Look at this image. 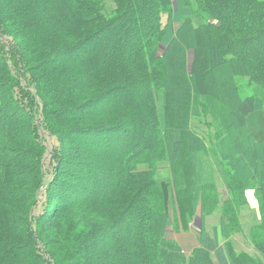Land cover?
I'll return each instance as SVG.
<instances>
[{
    "label": "trees",
    "instance_id": "16d2710c",
    "mask_svg": "<svg viewBox=\"0 0 264 264\" xmlns=\"http://www.w3.org/2000/svg\"><path fill=\"white\" fill-rule=\"evenodd\" d=\"M230 139L262 218L237 252L224 211L215 263V240L187 255L166 230L216 208ZM0 264H264V0H0Z\"/></svg>",
    "mask_w": 264,
    "mask_h": 264
},
{
    "label": "crops",
    "instance_id": "0c3cea01",
    "mask_svg": "<svg viewBox=\"0 0 264 264\" xmlns=\"http://www.w3.org/2000/svg\"><path fill=\"white\" fill-rule=\"evenodd\" d=\"M223 186L226 190V193L229 195L228 189L230 188V185ZM261 187V185H247V190L244 195L249 206L245 208L242 214L248 210L252 215L251 220L254 224L258 223L262 218L260 210L261 204L258 198V192L256 191ZM170 213V215H172V222L177 225V228H174V226L170 225V228L168 227L166 232V237L176 240L181 245L183 251L186 254L189 255L194 249L203 247V245L206 246V241L209 244L215 240L217 244L215 245L216 247L214 249H211L212 259L215 263H218L219 260L217 257V251L221 250L223 256L227 261H229V255L225 247V243L229 242L227 236L230 234H228L226 231L227 222L218 209L214 210L212 208H207V210L205 209L202 211L201 206H198L193 219L189 221L188 225H186V228L183 227L184 224L181 221L178 210H174L172 207L170 209ZM240 220L244 222L242 217H240ZM247 220L249 221V219ZM240 230L241 231L237 230L236 232L231 233L229 236L231 237V243L233 244L232 246L235 247L237 252L245 250L253 253V247L245 240L247 230L242 229L241 226Z\"/></svg>",
    "mask_w": 264,
    "mask_h": 264
},
{
    "label": "rangeland",
    "instance_id": "374dc122",
    "mask_svg": "<svg viewBox=\"0 0 264 264\" xmlns=\"http://www.w3.org/2000/svg\"><path fill=\"white\" fill-rule=\"evenodd\" d=\"M164 21H166V18H164ZM176 26H178V24H176ZM193 54H194L193 51H189V53H188V57H189L188 58L189 59L188 64L190 63L191 57L193 56ZM228 74H229V72H228V70H227L226 67H222L221 69H218V77H219V79H220L221 82L228 83V77H227ZM192 125L196 129V131L199 132V133H201V134L204 133L201 127L204 126V127L207 128L208 133L211 136V140L208 141L207 143H208V145L210 146L211 149H212V142L215 145H217L220 141H222L223 136L224 137L226 136L225 133H221L220 136L215 137V134H216V132L219 129L218 122L215 121V119L213 118V116L211 114L207 115L205 112H203V110L201 111V114H198L196 112V117H193V119H192ZM237 125L240 126V128H242L243 126H245V123L237 120ZM212 126L215 127L213 135H212ZM42 137L44 138L45 143L47 144L48 149H49V153L47 154V160H46V169L48 170V176H47V178L49 179L51 177V173L50 172L53 170V164H52L51 154H53L52 153V150H54L57 141H56L55 137L52 134L49 135L46 131H42ZM231 140L232 139H230L227 142V145H226V143L223 144V148H224V156H223V158H224V161L222 162V165H223L225 171H228L229 174H230V177H231L230 178V181H231L230 182V188H231V185H232V187L235 190H239V189L242 188V192L245 195V192L247 190V185H242V184H239L238 185L237 184L238 180H236L237 178H235L233 176V173L234 172L232 171V165L231 164H228V162H230L229 156H230L231 152H233V153L231 154L230 157L233 158L234 156L235 157L237 156V154H236V148H235L234 145H232ZM68 157H73V155L68 156ZM88 160H90V159H88ZM92 160H94V159H92ZM160 168H161V174L162 173L165 174L167 172V170H168L167 164H161ZM249 183H252V182H249ZM62 185H64V184H62ZM223 185H226L225 182H224V180L222 178L220 179V176L218 174H216V179H215V185L214 186H215V190H217V193H218V196H217L218 197V200H217V204H216L217 206H216V208L214 210H217L218 209L220 211L221 215L223 216V218L226 220V222H228L229 220H228L227 216L224 215L223 212L226 211V210H228V209H230V211H232V212H235L236 215H233V216H231V213L232 212L230 213L229 216L231 217V220L234 221V223H237L238 222V225L236 226L237 229L240 228V226H241L242 229L247 230L246 236L248 237L250 231L254 228L253 226L255 224L252 222V220H251L252 219V215L249 213L248 210H246L245 213H243V214H242V212L245 210V208H247V206H249V204L247 202V204L241 206V210L240 211L236 210L234 204H237L238 201H235V200L230 201L229 200L231 198L230 197V188L228 189V193H229V195H228L226 193V190L224 189V186ZM250 185H259V183H256L255 182V183H252ZM258 198H259V201H261L259 194H258ZM42 199H43V196H42ZM228 200H229V203H228ZM54 201H56V198L54 199ZM206 201H207V203H205V204H207V207H210L213 204V201L212 200H210V201L209 200H205V202ZM242 201L240 200V202H242ZM49 203H50V201H49ZM174 206L176 208H178L176 206V204ZM198 206H201L200 202H198ZM198 206H197V208H198ZM174 210H176V209H174ZM212 212H214V211H212ZM240 217H242V219L244 220V222H242L240 220ZM247 219H249V221ZM170 225L174 226V228H177V225H175V223L172 222V215H170ZM229 231H232V228L231 227L229 228ZM166 232H167V230H166Z\"/></svg>",
    "mask_w": 264,
    "mask_h": 264
},
{
    "label": "water",
    "instance_id": "95a60500",
    "mask_svg": "<svg viewBox=\"0 0 264 264\" xmlns=\"http://www.w3.org/2000/svg\"><path fill=\"white\" fill-rule=\"evenodd\" d=\"M160 50L164 51V47L161 46V49ZM192 61H193V56L191 57V61H190L189 65L191 64Z\"/></svg>",
    "mask_w": 264,
    "mask_h": 264
}]
</instances>
